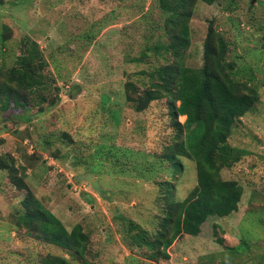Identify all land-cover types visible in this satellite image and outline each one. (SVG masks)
<instances>
[{"label": "rangeland", "instance_id": "obj_1", "mask_svg": "<svg viewBox=\"0 0 264 264\" xmlns=\"http://www.w3.org/2000/svg\"><path fill=\"white\" fill-rule=\"evenodd\" d=\"M156 4L0 0V38H7L5 48L0 39V70L11 68L27 50L24 41L31 39L47 63L48 86L59 87L47 99L55 104H42V113L39 106L30 107L28 93L0 110V158H14L16 176L26 185L17 190L7 172L0 171V264H41L49 255L70 258L15 225L27 192L67 230L82 226L89 235L85 256L90 264H264V0L195 2L190 46L180 59L187 67H202L211 24L227 42L233 80L258 91L254 109L235 123L227 140L248 154L219 172L222 180L242 188L238 211L210 219L197 237L182 235L165 251L156 250V257L133 242L137 230H129V221L150 237L155 230L161 207L157 182H170L175 201L196 185L193 161L179 157L182 168L174 172L162 155L182 135L171 116L178 103L168 95L152 99L149 93L147 74L174 60L171 53L152 49L169 40ZM127 84L135 93L144 90L140 97L150 101L145 111L135 112L126 102L128 94L137 96ZM184 120L176 117L179 123ZM108 151L117 159L109 158ZM31 154L40 160L33 162ZM233 247L238 248L228 250Z\"/></svg>", "mask_w": 264, "mask_h": 264}, {"label": "trees", "instance_id": "obj_2", "mask_svg": "<svg viewBox=\"0 0 264 264\" xmlns=\"http://www.w3.org/2000/svg\"><path fill=\"white\" fill-rule=\"evenodd\" d=\"M197 1L157 0L156 4V10L164 18L162 25L169 40L155 45L152 49L156 53H171L174 60L147 74L151 82L149 93L153 95L152 99H161L168 95L178 103L172 107L171 116L177 133L182 135L179 142L166 147L162 155L167 157L174 172L182 168L179 157L193 161L196 185L182 201H175L172 198L170 182H157L161 207L159 215L155 217L157 223L151 237L148 232L139 226H133L129 221V230H137L132 235L134 244L151 250L152 257L158 255L156 250L161 248V251H165L182 235L197 237L203 225L210 219H223L236 213L242 197L241 186L236 181L222 180L219 172L248 154L246 150L229 146L227 140L235 123L254 109L259 100L258 91L233 80L235 64L226 61L227 42L211 24L202 45V67L190 68L180 62L183 52L190 46L189 22ZM200 1L211 5L218 0ZM0 39L2 47L5 48L7 38L2 34ZM24 46L27 50L17 56L14 65L6 71L0 70V110L7 111L11 102L18 104L16 98L28 93L31 96L30 102L28 101L30 107L39 106L38 111L42 113L44 109L41 105L50 99V91H58L59 87H49L45 80L47 63L37 42L27 39ZM127 88L135 93L131 84H127ZM143 91L136 90L135 98L130 94L126 96V102L138 113L145 111L150 103L140 97ZM54 101L49 100L48 104L54 105ZM179 116L185 117L183 123L176 121ZM67 140L72 143L70 138ZM45 143L49 145L48 141ZM108 153L109 158L117 159L114 151ZM57 154L58 151L52 155ZM31 156L33 162L41 157L38 154ZM73 158L77 164L79 158ZM150 170L148 167L147 171ZM0 171L7 172L9 181L17 190L26 189L23 179L16 176L18 170L13 157L8 154L1 156ZM21 204L23 213L18 216L15 225L25 228L41 242L60 248L70 255V258L49 255L41 264H77L72 260H82L83 264H90L85 256L89 235L80 224L67 230L30 192H27ZM236 248L238 247L228 250L235 251Z\"/></svg>", "mask_w": 264, "mask_h": 264}]
</instances>
